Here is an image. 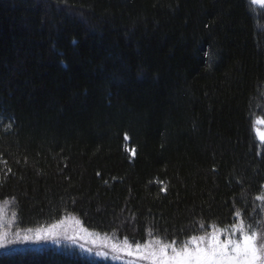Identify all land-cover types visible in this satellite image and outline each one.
I'll return each mask as SVG.
<instances>
[{
  "label": "trees",
  "instance_id": "obj_1",
  "mask_svg": "<svg viewBox=\"0 0 264 264\" xmlns=\"http://www.w3.org/2000/svg\"><path fill=\"white\" fill-rule=\"evenodd\" d=\"M258 117L264 11L250 0H0V205L13 232L72 217L179 247L213 224L259 231ZM0 264L123 263L43 242L0 251Z\"/></svg>",
  "mask_w": 264,
  "mask_h": 264
},
{
  "label": "snow or ice",
  "instance_id": "obj_2",
  "mask_svg": "<svg viewBox=\"0 0 264 264\" xmlns=\"http://www.w3.org/2000/svg\"><path fill=\"white\" fill-rule=\"evenodd\" d=\"M250 2L264 7V0H250ZM259 138L264 140V132H259ZM258 199L264 200V197H258ZM239 216L240 213H236V217L239 218ZM51 227L56 228L57 225L54 224ZM196 227L204 231L205 226L200 222ZM210 228L211 230L204 231V234L190 235L180 243L179 247L175 240L165 242L159 238L155 241L149 239L145 243L133 240L131 244L128 239H124L121 243H111L110 247L114 253V259L123 254L146 261L147 264H264V238L258 237L255 232L245 231L242 220L230 227L218 228L213 224ZM83 231L87 232V229ZM54 235L55 233L49 229L48 236H43L38 229L35 239L53 238ZM22 239L27 241L32 237L24 236ZM8 243L6 235L0 233V248L7 247ZM97 254L108 256L107 252Z\"/></svg>",
  "mask_w": 264,
  "mask_h": 264
},
{
  "label": "rangeland",
  "instance_id": "obj_3",
  "mask_svg": "<svg viewBox=\"0 0 264 264\" xmlns=\"http://www.w3.org/2000/svg\"><path fill=\"white\" fill-rule=\"evenodd\" d=\"M254 10L264 11V7L261 5H253L251 4ZM255 121V133L260 142L264 143V140L259 138V132H264V117H258ZM129 149V148H128ZM130 150V149H129ZM131 154H134L132 150H130ZM12 216L7 215V206L0 205V233L6 235L7 241H9L8 246L5 248H0V251L12 249V248H20V247H29V246H37L41 243L50 242L56 245H65L71 247V249H75L78 253H85L95 256V258L109 260L113 262H120L123 264H147L146 261H140L135 259L134 257H128L126 255L120 254L119 258L114 259V253L111 250V243H121L124 239H119L114 234H98L96 232H91L87 230V232L83 231L86 229L80 222L77 223L76 218H67L63 220V223L57 224L56 228H45L41 230V235L48 236V230L51 229L52 233H55L53 238H46L41 240H36L35 236L37 232H29L26 234H21L18 232H13L11 230V225L13 223ZM245 231H247L245 229ZM255 234L258 237L264 238V225L259 231H256ZM24 236L32 237L27 241L23 240ZM69 237H74V239H69ZM238 238V236H237ZM16 241V242H11ZM95 241V242H93ZM41 242V243H40ZM91 249V251H89ZM99 252H107L108 256L104 257L102 255H98Z\"/></svg>",
  "mask_w": 264,
  "mask_h": 264
}]
</instances>
